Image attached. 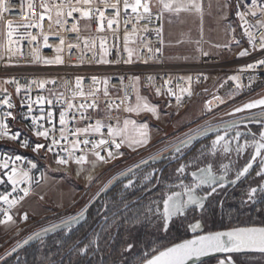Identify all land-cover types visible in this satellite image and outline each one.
Returning <instances> with one entry per match:
<instances>
[{
  "label": "snow or ice",
  "instance_id": "1",
  "mask_svg": "<svg viewBox=\"0 0 264 264\" xmlns=\"http://www.w3.org/2000/svg\"><path fill=\"white\" fill-rule=\"evenodd\" d=\"M211 7V0H208V8L211 9ZM232 7V0H224L223 4L217 5L218 10L222 12L221 19H228V11ZM235 9V16L240 21L239 27L249 45V48H244L238 53V57H246L254 52H260L264 55V0H235ZM11 10V5L7 3V0H0V24L4 26V30L0 32V60L5 57L9 60L13 56L22 57V42L27 41L29 45H32L30 62L43 63L44 65H63L65 64L63 55L65 48L69 54L74 47L80 48L81 32H91L92 24L95 22L96 33L110 32L115 39L119 38L121 29H123V51L127 53V59L119 57L116 60H109L106 58L109 55V50L106 47V36L99 37L100 52L97 59V53L94 51L97 44L96 38L89 36L83 39V48L93 52V62L97 64H132L134 54L139 59V49L128 47L130 36L136 35L143 40L141 33L153 31L159 43L163 45V20L166 15L177 19L182 14L197 16L201 24V40L196 41V43L200 45L203 36L205 0H21L18 11L25 17L21 21H13L5 16V13ZM45 21L48 24L47 30L44 27ZM168 22L172 23V20L169 19ZM153 24L155 27L150 28L149 26ZM129 25H131V29H129ZM31 29H36V33L33 34ZM228 29L232 33L236 31L230 23ZM69 32L75 34V42L66 41L64 34ZM50 36L57 38L59 43L55 46L49 44ZM233 40L237 46L240 45L239 40L234 37ZM41 42L45 48L54 47L56 55L53 58H44L40 55V48L36 45ZM181 42L178 41V43ZM141 47L147 49L151 54L150 58H155L156 54L161 53L159 47L153 50L151 41L144 43ZM214 47H225L231 50L230 44H217ZM197 50L200 51L201 56L209 55L202 48L198 47ZM147 62V60L144 61V63ZM80 63H83V49H81ZM257 69H264V58L256 59L253 63L245 65L239 69V72ZM90 79L91 86L87 89L83 87L84 77L77 76L74 85L67 80H62L60 82L62 91H56L54 88L48 89L49 94L47 96L37 95L35 99L30 95L32 84H35L39 91H43L46 85H56L57 80L36 79L27 84H20L15 79L5 80V84L15 85L18 95L22 90L24 91L21 107L26 106L27 112L23 114V118L31 120L30 128L33 135L37 139L43 138L45 143L31 145L27 138L20 139V132H10L9 124L6 121L9 117L16 118L12 111H5L0 115V140L19 141L21 147H31V150L37 154L41 150H44L45 155L52 153L55 157L54 162L62 168H69L72 164L77 165L76 175L78 177L85 170L84 166L87 164H91L94 170L96 161L107 163L117 156L124 155L123 152H114L112 146L119 150L126 145L132 151H136L137 147L146 146L150 140L147 122L138 123L130 117L121 120L118 114L113 115V112L119 113L121 111L137 115L147 112L156 119L160 118L159 106L151 104L146 97L140 94V77H129L128 83L125 84L124 77L120 76L118 77L119 86L110 84L112 77L92 76ZM228 80L234 81L237 89L245 87L241 83L239 74L228 77ZM197 82H200L199 77H197ZM252 83H255V78L250 76L247 87H251ZM101 84L103 85L102 88L98 86ZM191 85V76L179 77L175 84L173 79L169 77L164 79L160 86H156L155 77L148 76L145 86L154 88L158 97H175L177 107H179L184 94L188 97L193 95ZM110 88L124 94L113 97ZM177 89L179 94H177ZM0 91L4 92L3 98H0V105L6 106L7 109H13L15 104L12 102L10 94L7 93V89H0ZM133 94L135 95L134 102L132 100ZM215 99L224 103L218 96ZM207 103L211 105V101ZM102 104L103 108L101 107ZM33 105L38 106L40 115H32ZM45 105L48 106L47 109L44 107ZM168 106L171 107V104L169 103ZM256 108L261 109L259 115L248 117L246 122L232 120L223 126L203 127L190 135L186 134L187 138L174 146V152L181 153L183 148H188L199 137L215 133V138L211 141V147L207 150V154L216 156L217 152H222L230 156L234 151L238 157L247 153L248 158L242 167L236 169L232 179L228 178V173L232 171V162L229 164L221 163L219 170H217L214 164L209 161L206 166L197 167L196 170L188 173V176L191 177L190 180L185 173L189 165L199 158L180 164L176 169L178 183L167 185L161 199L153 201L156 207L154 209L148 208L151 215L163 221L165 231H167L169 223L174 217L186 216L188 210L193 207L201 211L204 210L205 202L213 197L218 189H224L226 184L236 185L238 181L253 170L254 165L257 166L255 175L261 177L262 182L256 187L247 189L246 199L242 203H255L258 194L264 193V97L244 103L227 114L233 115ZM56 109H59L58 121ZM208 110L211 111V108L209 107ZM92 113L97 115L93 116ZM100 113L103 114L100 115ZM42 121L46 122L48 126L41 123ZM81 122H83V126H81ZM250 123L261 125L260 130L256 132L247 128V124ZM241 124H244L247 134L239 130ZM104 129H107L106 133L103 131ZM229 133H233V135L229 137ZM233 141L236 142L235 148L232 147ZM102 152H106L107 155H102ZM205 154V151L200 153L201 156ZM89 155L95 160L90 161ZM21 161H26L27 167L20 166ZM143 163H147V161ZM136 167L139 168V165ZM33 170H39L36 162L26 160L20 155L0 153V186H4L6 189L0 191V202L7 205L6 208L0 207V213L5 218L0 220V223L12 221L13 218L9 214L10 209L27 197L31 186L37 183ZM132 171L131 168L128 169V172ZM126 174L121 173V175ZM152 175L153 173H148L144 179L150 180ZM40 178L47 179L45 172H40ZM85 179L91 182L94 177L88 174ZM111 183L112 181L109 182V184ZM21 185H27V187H21ZM8 186H10V191L7 190ZM132 186L133 181L129 179L124 188ZM176 188L180 190H171ZM86 211L87 208L81 210L77 216L34 233L23 243L28 244L31 240H39L43 244L45 235L60 228L70 232L73 225L80 223L85 218ZM27 218V214H25L23 219L26 220ZM189 227L195 231L201 227V224L197 221L190 224ZM88 247L89 245H85L77 251L81 255L86 254ZM132 248L133 244L129 243L125 250ZM15 250L13 249V251ZM243 252L264 253V226L232 227L225 231L196 235L171 246L152 248L151 251L143 254L139 264H189L190 261H199L201 257H207L214 253L229 254L226 259H220L218 264H234L230 254Z\"/></svg>",
  "mask_w": 264,
  "mask_h": 264
},
{
  "label": "rangeland",
  "instance_id": "2",
  "mask_svg": "<svg viewBox=\"0 0 264 264\" xmlns=\"http://www.w3.org/2000/svg\"><path fill=\"white\" fill-rule=\"evenodd\" d=\"M223 3L224 0H211L212 7L209 9L208 0H205L203 36L200 45L196 43V41L201 40V24L197 16L182 14L179 19L168 17L167 15L165 16L164 33L166 42L168 43L167 53L172 56V64L178 65L182 62L192 64L197 60V56L200 54V51L197 50L198 47L209 54L221 53L222 47L216 48L214 45L228 44L232 36V32L229 31L228 25L230 23L232 27L235 28L236 26L233 7L228 11V19H221L222 12L218 10L217 5ZM169 19L172 20V23L168 22ZM178 41L182 42L178 43ZM210 89V96L212 98L222 94L219 90V83L217 80L212 82ZM140 94L146 97L151 104L159 106L158 111L160 113V118L156 119L147 112L140 113L139 115L135 113H124L125 117H130L138 123L147 122L150 128L149 143L144 147H137L136 151H132L125 145V150L122 151L124 153L123 156H117L107 163L96 161L94 170L91 164H87L84 166L85 170L81 172L79 177L76 175L77 165H71L69 168H62L54 162L55 160L48 159L46 164L40 168L41 172H45L47 179H42V182L33 192L14 207L10 214L13 218L11 222L0 223V264L9 256V253L14 254L23 247L39 241L31 240L28 244H24L23 241L29 236L42 229L49 228L53 224H60L63 220L77 216L81 210L87 208L85 218L83 219L85 220L90 206L97 202L114 184H121V181H123V185H125L128 183L129 179H131L134 185L135 181L140 177L142 179L148 173L155 172V169L147 171L145 169L147 165L150 164L157 167L159 162L164 158H167L170 162L181 160V162L176 165L177 169L180 164L194 161V159L198 157L199 159H195V162L189 165L185 173L186 176H188V173L191 171L196 170L197 167L206 166L209 161L214 164L217 170H219L221 163L229 164L232 162V171L228 173V178H234L236 169L242 167L247 160V153L241 157H238L234 151L230 156L222 152H217L216 156L207 154V150L211 147V141L215 138V133H209L206 136L199 137L197 140H194L188 148H183L181 153L174 152V146L181 140L186 139V134L190 135L197 129L208 126H223L225 123L232 120L246 122L248 117L259 115L261 109L228 115L227 113L232 112L234 108L240 107L243 104H231L230 98L226 96L221 97L224 103H220L216 99L210 100L211 105L216 107H212L211 111H209L206 100H208L210 96L201 95L187 110L176 115L168 111L162 103L157 102L147 92ZM261 97H264V90L249 101ZM247 128L258 132L261 125L250 123L247 124ZM239 130L247 134V129L244 127V124H241ZM231 135H233V133H229V137H231ZM235 146L236 142L233 141L232 147L235 148ZM201 151H205L206 154L201 156ZM89 160L94 161L95 158L91 157ZM144 161H147V163H143ZM156 163L157 166L154 165ZM137 165H139V168L136 167ZM130 168L133 170L132 172H128ZM256 170L257 166L254 165L253 170H251L246 177L238 181L236 185L226 184V187L224 189H218L215 195L218 196L222 193L232 198L235 193H241L242 196H245L249 187H256L262 182V178L255 175ZM121 173L127 174L121 175ZM88 174L94 177L91 182L85 179ZM173 177L177 179L176 170L173 173ZM190 179L191 177L188 176V180ZM110 181H112L111 184H109ZM245 187L247 189H245ZM175 190L179 191L180 189L176 188ZM262 194L264 193L258 194L256 200ZM233 202H237V200ZM207 203L208 200L205 202V207ZM191 209L198 213L201 212V210L195 209L194 207ZM25 214H27L28 217L26 220L23 219ZM243 219V221L254 222L258 218L254 215L253 219L249 217ZM83 220H81L80 223H82ZM196 222L197 221H195V223ZM199 222L201 224L199 229L193 231L189 227V233L191 235L204 232L205 225L202 221ZM80 223L73 225L72 228L78 226ZM57 231L67 230L64 228L57 229L54 232H49L44 238ZM13 249L16 250L13 251ZM225 257L227 256L223 258L220 257V259H226ZM220 259L216 261V264H218ZM232 260L234 264H241L245 260L248 262L246 258L232 257Z\"/></svg>",
  "mask_w": 264,
  "mask_h": 264
},
{
  "label": "built area",
  "instance_id": "3",
  "mask_svg": "<svg viewBox=\"0 0 264 264\" xmlns=\"http://www.w3.org/2000/svg\"><path fill=\"white\" fill-rule=\"evenodd\" d=\"M7 3H10L12 10L5 13V16L8 19H12L13 21H21L25 17L22 16L20 11H18L20 7L21 0H7ZM26 7V2H25ZM235 0H233V13L235 19V33H232L230 42L231 50L229 48L222 47L221 53L219 54H209L208 56H201L199 54L197 56V60L192 64L181 63L178 65L172 64V56L168 55L167 53V46L168 43L165 39V33L163 28V45H161L157 39L155 32L150 31L148 33H141L140 35L143 36V40L139 39L138 36L132 35L129 38L128 47L133 49H139V59L136 58L134 54L132 64H97L93 62V52L88 51V49L83 48V39L85 37H95L97 44L94 51L97 53V59L99 58V37L106 36L107 37V44L106 47L109 50V55L106 57L109 60H116L119 57H123L127 59V53L123 51L124 43H123V29H121L120 35L118 39L112 37L111 33H96L95 32V22L92 24V31H82L81 32V47L80 48H73L71 53L69 54L67 48L63 53L65 64L63 65H44L43 63H36L30 62L31 61V52L30 49L32 45H29L27 41L22 42V52L23 56H13L11 60L5 57L3 60H0V89H7V93L10 94L12 102L15 104L13 109H7L6 106L0 105V115L3 114L5 111H12L13 115L16 117L12 119L11 117L7 118V123L10 127V132H20L21 137L20 139L27 138L31 145H35L36 143H45L43 138L37 139L33 132L31 131L30 125L31 120H25L23 118V114L27 112V107H21V98L24 96V91L22 90L21 93L18 95L15 90L14 84H5V80L15 79L20 84H27L31 83L36 79H55L57 80L56 85H46L45 90L39 91L35 84H32L30 95L35 99L37 95H45L47 96L48 89H55L56 91H62L60 87V82L62 80H67L70 84L74 85L75 78L77 76L84 77L83 80V87L87 89L91 86V77H112L113 79L110 81V84L119 86L120 81L118 77H124V83H128V78L133 76L140 77V91L147 92L151 95L157 102L162 103L168 111L174 113L176 115L182 113L183 111L187 110L190 105L198 99L201 95L210 96V88L213 81L217 80L219 83V90L222 92L218 97H226L230 98L231 104H244L247 103L251 98L255 95L259 94L261 91L264 90V69H257L255 71H248L240 73L239 69L243 68L245 65L249 63H253L256 59L264 58L260 52H254L249 56L246 57H238V53L243 50L244 48H249L247 43V38L243 36L242 29L239 27L240 21L235 16ZM71 23V22H70ZM84 23L83 21L81 22ZM160 23V22H156ZM164 23V20H163ZM1 25V32L4 30L3 24ZM45 30L48 28L47 21L44 24ZM131 29V25L128 26ZM151 27H155V24L150 25ZM22 31V30H21ZM30 31L33 34L36 33V29H31ZM255 31V29H253ZM66 41L75 42L76 36L73 33H65ZM233 37L236 40L240 41V45L237 46L233 40ZM151 41V47L153 50L155 48H161V53L156 54L155 58H150L151 54L147 51L146 48H142L141 46L144 43ZM59 40L55 37L49 38V44L57 45ZM259 42L257 41V44ZM115 45V46H113ZM40 48V55L44 58H53L56 53L55 49L53 48H45L42 46V42L39 45H36ZM81 49H83V63H80L81 57ZM147 60V63L144 61ZM239 74L241 76V83L245 85V87L241 89L236 88V84L234 81L228 80V77ZM148 76L155 77V84L156 86H160L163 84V80L171 77L173 79V83L177 82L179 77H192V92L193 95L188 97L186 94L182 96V102L179 107H177V103L175 97H168V96H156L155 89L152 87H146V78ZM255 78V83L251 84V87H247L249 84V77ZM197 77L200 78V82H197ZM207 77V79H204ZM183 83V82H182ZM99 87H103V85H98ZM186 86V84H185ZM165 88L167 86H164ZM207 89V91H205ZM128 91V89H125ZM111 95L115 96H122L123 92H117L115 89L110 88ZM220 92V93H221ZM177 94L179 91L177 89ZM224 94V95H223ZM226 94V95H225ZM4 92L0 91V98H3ZM217 97V96H216ZM215 99V97H211L206 100L209 102L210 100ZM226 99V98H225ZM132 100L134 102L135 95L133 94ZM206 102V103H207ZM169 103L171 107H169ZM208 104V103H207ZM211 109L212 107H216L213 105H208ZM47 109V105L44 106ZM103 108V104L101 105ZM58 111L57 113V121H58ZM103 113H100L102 115ZM119 115L121 120L125 118V113L123 111L116 113L113 112V115ZM32 115H40L38 111V106L33 105V113ZM93 116H96V113H92ZM41 123H45V126H48L46 122L42 121ZM81 126H83V122H81ZM105 133L107 129L103 130ZM58 135V133H57ZM112 150L114 152H122L125 150V145L122 146L119 150H116L114 146H112ZM0 153H8L12 155H20L26 158V160H32L38 164V171L33 170L35 179L37 183H34L31 186L30 193L42 182L40 178V168L46 164L48 159L55 160V157L52 153H48L45 155L44 150H41L39 154L34 153L29 148H23L20 146L19 141H11L8 139L0 140ZM102 155H107L106 152H102ZM92 156L89 155V158ZM75 166V164H72ZM20 166L27 167L26 161H21ZM21 187H27V185H21ZM4 186H0V191H5ZM7 190L10 191V186H8ZM16 195V194H13ZM20 195H23L20 193ZM19 204V203H18ZM16 204L15 206H17ZM14 206V207H15ZM0 207L6 208L7 205H4L0 202ZM10 209L9 214L12 213ZM5 219L3 214L0 213V220Z\"/></svg>",
  "mask_w": 264,
  "mask_h": 264
},
{
  "label": "trees",
  "instance_id": "4",
  "mask_svg": "<svg viewBox=\"0 0 264 264\" xmlns=\"http://www.w3.org/2000/svg\"><path fill=\"white\" fill-rule=\"evenodd\" d=\"M179 162H161L152 180L140 179L130 188H124L122 182L113 185L91 206L87 219L70 232L51 233L43 244L40 241L29 244L1 264H139L143 254L152 248L167 247L193 236L188 228L198 220L204 223V232L264 225V194L256 203L244 204L246 195L235 193L230 198L221 193L211 197L200 213L190 211L186 216L173 218L165 231L163 221L151 215L148 208L156 207L153 201L161 199L167 185L177 183L173 173ZM254 215L258 218L254 222L243 221L245 217L253 219ZM129 243L133 248L125 250ZM85 245H89L87 253L79 254L77 250ZM232 257L246 258L248 262L241 264H264V254ZM218 259L202 264H216Z\"/></svg>",
  "mask_w": 264,
  "mask_h": 264
},
{
  "label": "water",
  "instance_id": "5",
  "mask_svg": "<svg viewBox=\"0 0 264 264\" xmlns=\"http://www.w3.org/2000/svg\"><path fill=\"white\" fill-rule=\"evenodd\" d=\"M257 99H259V98H257ZM256 109H260V108H256ZM256 109H251V110H246V111H252V110H256ZM253 226H264V225H253ZM238 227H243V226H238ZM228 229H230V228H228ZM228 229H222V230H217V231H225V230H228ZM211 232H214V231H211ZM206 233H208V232H203V233H199V234H196V235H202V234H206ZM196 235H193V236H191V237H189L187 239H191V238H193ZM182 241H180V242H182ZM177 243H179V242H177ZM238 254H264V253H260V252H243V253H232L230 255H238ZM227 255H229V254L214 253V254H211V255H209L207 257H201L199 261H195V262L190 261L189 264H202V263H204L206 261H209V260H212V259H217V258L224 257V256H227Z\"/></svg>",
  "mask_w": 264,
  "mask_h": 264
},
{
  "label": "flooded vegetation",
  "instance_id": "6",
  "mask_svg": "<svg viewBox=\"0 0 264 264\" xmlns=\"http://www.w3.org/2000/svg\"><path fill=\"white\" fill-rule=\"evenodd\" d=\"M166 161H168V159H167V158H164L163 160H161V161L159 162V164H160L161 162H166ZM159 164H158V165H159ZM154 165L157 166V163L154 164ZM149 168H150V169H149ZM145 169H146V170L148 169L147 171H151L152 169H153V170L155 169V170H154L155 172L153 173V177L155 176V174H156L157 171H158L157 167H154L153 165H150V164L147 165V167H145ZM153 177H152L150 180H152ZM140 179H141V177H140L138 180H136L135 183H136L137 181H140ZM141 180L146 181L144 178H142ZM176 180H177V179H176ZM147 181H148V180H147ZM121 182L123 183V181H121ZM118 183H120V182H118ZM177 183H178V180H177ZM114 185H116V184H114ZM133 186H134V185H133ZM109 189H110V188H109ZM174 190H175V189H174ZM175 191H176V190H175ZM105 194H106V193H105ZM208 201H209V200H208ZM93 204H94V203H93ZM93 204H92V205H93ZM92 205H91V206H92ZM91 206H90V208H91ZM90 208L88 209V212H89ZM161 208H162V205H161ZM190 211H194V210H192V209L188 210V212H190ZM88 212H87V213H88ZM188 212H187V213H188ZM87 215H88V214H87ZM174 218H176V217H174ZM86 219H87V218H86ZM86 219H85V220H86ZM85 220H83V222H84ZM194 223H195V222H194ZM194 223H193V224H194ZM72 229H73V228H72ZM188 229H189V228H188Z\"/></svg>",
  "mask_w": 264,
  "mask_h": 264
},
{
  "label": "crops",
  "instance_id": "7",
  "mask_svg": "<svg viewBox=\"0 0 264 264\" xmlns=\"http://www.w3.org/2000/svg\"><path fill=\"white\" fill-rule=\"evenodd\" d=\"M163 28H164V23H163ZM0 32H1V25H0ZM140 93H143L142 91H140ZM149 126V125H148ZM150 129V128H149ZM150 141V140H149Z\"/></svg>",
  "mask_w": 264,
  "mask_h": 264
}]
</instances>
